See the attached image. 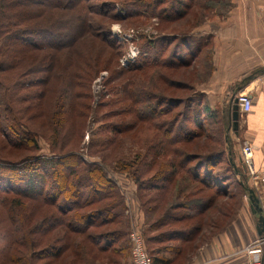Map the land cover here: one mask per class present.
Returning <instances> with one entry per match:
<instances>
[{"label":"trees","instance_id":"trees-1","mask_svg":"<svg viewBox=\"0 0 264 264\" xmlns=\"http://www.w3.org/2000/svg\"><path fill=\"white\" fill-rule=\"evenodd\" d=\"M89 1L0 0V117L12 127L8 133L16 147L25 146V140L33 143L26 145L29 151L36 149L38 132L23 119L48 89L35 91L32 86L44 88L55 78L59 81L54 110L59 123L72 113L88 116L90 103L85 101L98 71L86 59L87 67L80 65V70L68 74L57 72V52L79 51L81 39L89 34L95 44L98 38L110 47L112 59L122 54L121 44L109 36L103 23L93 24ZM126 1L124 13L111 5L114 12L109 11L108 17L157 16L158 24L177 26L163 33L158 30L154 39H143L138 58L127 68H111L104 84L112 97L97 105L114 107L99 113L97 117L105 120L88 145L106 148L139 121L148 124L139 128L154 129L152 142L142 153L114 159L106 153L98 156L101 165L85 163L78 154H71L76 150L77 142L72 140L76 131L69 132L70 128L59 136L60 127L55 125L51 157L28 156L21 166L0 161V200L8 204L11 214L0 234V264H121L125 259L129 263L130 220L123 196L108 176L110 169L126 174L137 186L140 217L146 225L141 236L151 264H188L201 245L236 217L251 189L239 150H231L225 138L221 144L215 140V146L198 140L209 131L206 125L215 112L202 92L195 90L213 72L210 36L194 32L210 16L226 15L229 0ZM36 15L42 17L36 20ZM193 65L194 73L184 74L181 68ZM167 70L181 71L175 81L181 88L174 89L183 90L181 96L155 85V77L150 76L153 71L164 83ZM138 71L153 80L156 88L145 82L141 88L131 87V77L118 80L121 73ZM260 75L261 69L252 70L235 89ZM233 110L228 114L232 116ZM113 116L121 117L107 121ZM83 126L82 122L78 133ZM20 198L36 201L23 217L16 214L17 207L25 210Z\"/></svg>","mask_w":264,"mask_h":264},{"label":"rangeland","instance_id":"rangeland-1","mask_svg":"<svg viewBox=\"0 0 264 264\" xmlns=\"http://www.w3.org/2000/svg\"><path fill=\"white\" fill-rule=\"evenodd\" d=\"M125 2L127 1L126 0H90L89 1V5L91 6V8H93L94 11L90 13L92 18L94 19L93 24L95 25V24L103 23V26L105 27V30L108 32L109 36L112 37L114 40H116L118 43H120L122 46L120 48L122 54L117 58V60L112 59L110 47L107 44L101 42L97 37H96L97 43L95 44L94 42L91 41L92 36L89 34H86L81 39L78 48L79 51L63 50L56 53L57 72L62 71L63 74H68V71L70 73L73 70H80V65L87 67L89 65V62L86 61V59L90 61V66L91 67L93 66V68H96L98 71L89 84V96H90L89 100L87 101L84 98H80L81 101L86 100L85 102L90 103V108L88 110V116H86V119L84 117L78 116L77 113H72L71 115L66 116V118L63 119L61 123H59V121L56 120L54 110L57 105V99L59 94V83H58L59 81L56 78L50 83V85L48 84L45 85L44 88L40 87L39 85L32 86L33 88H36L35 91L48 89L47 91L43 92V95L40 97V100L38 101L39 105L35 107H31V110L26 112L27 114L25 116H28L30 118V121L29 122L26 121L28 117L23 119L25 123L31 126L32 130L38 132L36 137V145H35L36 149H34L33 151H29V148L26 146L27 144H29V142L25 140L22 141V143L26 144L25 146H20L19 148L16 147V145H13L12 141L10 140L11 136L8 133L11 131L10 128L12 129V127L9 125V123H5L3 121L1 116L0 117L1 119L0 120V161L3 162L4 165H9V164L23 165L25 164L24 162L28 161V159H26L28 158V156L33 157L35 155L40 158L51 157L54 153L53 151H51L50 141H52L53 127H55V125L57 127H60L59 136L66 133V130H70V128H73V131H69V132L76 131L74 136H72V140L77 142L76 150L75 152H71V154H78V156L81 158L80 160L84 161L85 163H97L101 165V161L98 156H101L106 153H108L109 159H114L116 157H123V156H131L135 152L142 153L145 151L146 146L152 142L154 129L144 130L141 127L139 128V126L148 125L144 121H139V123L136 125L134 129L128 131V133L120 135L116 139V141H114V143H111V145L109 144V146H107L106 148H102L96 145L94 146L93 143H90V145H88L92 138L97 137L96 135L93 134L97 130L98 126L102 124V122H104L105 120L103 118L99 119V117H97L99 113L105 112L114 107L113 105H108L107 107L101 106L99 108V106L97 105L99 101H103L112 97L110 92L107 91V87H105L104 84L105 80H107L109 74L111 73L112 70L111 68H114V70L127 68L130 64L135 62L136 58H138L140 51L139 45L143 41V39L145 38L154 39L158 36L159 31H161V33L165 31H171V29L173 30L174 27L177 26L175 23L172 22L168 24L166 23L165 25L161 23L160 25L158 24L159 19L157 16H146V18L135 17L128 20L125 19L113 20L112 18L110 19L108 17V14H110V12H114L111 10V5H113L118 12L124 13L125 10L123 9L124 8L123 5ZM41 10L43 11L42 8ZM37 11H39V9H37ZM54 12H58V11H54ZM37 16L38 15H36V20H39V18L42 17V16L40 17ZM210 17H213V15ZM161 26H163L164 28ZM98 63L101 64L100 68L98 67ZM181 69L184 70V74H186V72L194 73V70L196 69V65H193L189 68H181ZM177 70L175 71L167 70V72H169L168 74L170 78L169 77L166 78V82L164 83L156 78V73H154L153 71L150 73V76L153 75L155 77L156 80L155 85L159 87L164 86L167 92H172L173 94L178 93L177 96H181L183 90L182 91L174 90L181 88V84L175 82L177 81V79H179L181 74L180 73L181 71H177ZM211 76L212 74L210 75V77H208L206 81L195 87V90L197 91L199 90V92H202V96L204 97V99L206 98V100L204 99L203 100L207 103L209 102L208 103L209 106L215 112V117L209 120V124L206 125L209 128V131H206L201 136H199L198 140H200L201 144L204 145H208V144L214 145L215 140H219L221 144L223 143V139L225 138L231 150L237 152L238 150H240L239 149L240 144L242 145L243 142L241 139L237 140V138H235L236 131L233 128L232 116L228 114V110L230 111L231 109L232 99L234 95L237 93V91L235 88H233V90L231 88H220V89L214 88L216 92L210 93L207 89L208 87H210V85L213 84V79L212 81L210 80ZM127 77H131L130 78V80L132 81L131 87L141 88V85L145 82L146 86L148 87L150 86L151 88L153 87L156 88V86L153 85V80L149 81V79L142 71H138L131 74L121 73L118 80H126ZM51 80L52 79H50V81ZM257 82L259 83V80H257ZM112 83L113 81L111 82V84ZM224 84L225 83L223 82V84L221 85L227 87ZM183 93H186V91H184ZM27 103L28 102L26 101L21 103V105L24 106ZM77 111L78 110H76V112ZM33 114H35V116L31 117V115ZM130 116L131 115L128 116V119H130L129 118ZM119 117L121 116L109 117L107 118V121ZM82 122L84 124L83 131H81V133H78L77 130ZM21 129L23 128L21 127ZM192 130L195 131L197 129H192ZM3 132L5 133V135ZM32 144L33 143H30L29 145L31 146ZM90 152H92V154H89ZM108 176L113 179L114 185H116L117 189L120 191V193L123 196V201L126 206V214L129 216V220H130L128 237L130 232L132 231H138L141 234V232H143V230L146 229V225L142 224L143 220L140 217L142 216V210L137 196V186L135 182L126 174L116 172L112 169L108 171ZM119 176H124L127 180H129L133 184L132 190L130 191L127 190L130 195L128 194L126 195L127 191H125L121 183H119L118 180ZM2 194L3 193H0V196ZM11 195L15 196V194H11ZM19 200L22 202L23 207L25 208V210L22 211L23 208L17 207L18 210L16 209V214H18L20 217H23L25 213L30 212L31 210L34 209V205L36 203L35 200L33 199L31 200L29 198H20ZM27 205L28 207H26ZM9 217L11 219V214L9 211L8 204L4 202V200L3 201L0 200V234L4 229H7L6 225L8 224ZM14 217L17 218V216ZM0 243H1V238H0ZM121 264H130V259H129V263H128V259H125Z\"/></svg>","mask_w":264,"mask_h":264},{"label":"crops","instance_id":"crops-1","mask_svg":"<svg viewBox=\"0 0 264 264\" xmlns=\"http://www.w3.org/2000/svg\"><path fill=\"white\" fill-rule=\"evenodd\" d=\"M229 2L226 15L207 19L194 32L197 36H210L213 63L210 79L213 84L207 89L210 93L220 88L233 90L244 75L256 68L261 69V75L264 72V0ZM260 76L236 89L237 93L250 92L252 107L246 113L238 111L235 138L252 147L253 172H248V185L264 216V91L257 82ZM223 82L227 87L221 85ZM118 180L125 191L132 190L133 184L124 176ZM127 194L130 195L128 191ZM257 216L248 194L245 195L236 217L222 232L201 245L188 264H247L251 256L245 247L259 237Z\"/></svg>","mask_w":264,"mask_h":264},{"label":"built area","instance_id":"built-area-1","mask_svg":"<svg viewBox=\"0 0 264 264\" xmlns=\"http://www.w3.org/2000/svg\"><path fill=\"white\" fill-rule=\"evenodd\" d=\"M125 60V59H124ZM126 61V60H125ZM259 83L264 91V72L259 77ZM236 105L238 111L246 113L252 107V97L250 92L237 93L231 102V108ZM241 159L249 173L253 172L252 147L244 142L240 149ZM130 240V264H151L150 258L146 252L145 244L141 234L138 231H132L129 234ZM245 250L251 258L247 264H262L264 254V237H256L246 247Z\"/></svg>","mask_w":264,"mask_h":264},{"label":"water","instance_id":"water-1","mask_svg":"<svg viewBox=\"0 0 264 264\" xmlns=\"http://www.w3.org/2000/svg\"><path fill=\"white\" fill-rule=\"evenodd\" d=\"M233 108H234V110L232 112V123H233V128L235 129L237 126L238 109H237L236 105H234ZM248 199L251 202L253 212L258 213L257 231H258L259 237H264V216L261 214V208L259 206V200L255 196L252 189L248 190ZM262 264H264V254L262 257Z\"/></svg>","mask_w":264,"mask_h":264}]
</instances>
